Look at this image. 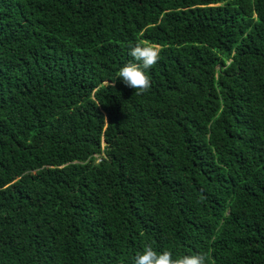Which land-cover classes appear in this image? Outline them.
<instances>
[{
	"label": "trees",
	"instance_id": "16d2710c",
	"mask_svg": "<svg viewBox=\"0 0 264 264\" xmlns=\"http://www.w3.org/2000/svg\"><path fill=\"white\" fill-rule=\"evenodd\" d=\"M146 245L264 264V0H0V264Z\"/></svg>",
	"mask_w": 264,
	"mask_h": 264
},
{
	"label": "clouds",
	"instance_id": "9594fccd",
	"mask_svg": "<svg viewBox=\"0 0 264 264\" xmlns=\"http://www.w3.org/2000/svg\"><path fill=\"white\" fill-rule=\"evenodd\" d=\"M128 55L132 60L119 67L116 78L135 91L146 90L150 86L148 70L158 62L160 49L152 44L135 42L128 45ZM132 264H207V257L199 252L174 257L169 251L158 252L146 245L133 257Z\"/></svg>",
	"mask_w": 264,
	"mask_h": 264
}]
</instances>
